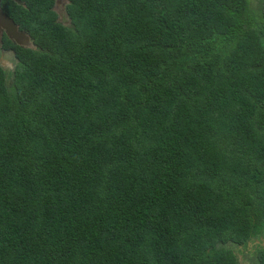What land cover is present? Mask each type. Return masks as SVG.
I'll use <instances>...</instances> for the list:
<instances>
[{"label":"trees","instance_id":"obj_1","mask_svg":"<svg viewBox=\"0 0 264 264\" xmlns=\"http://www.w3.org/2000/svg\"><path fill=\"white\" fill-rule=\"evenodd\" d=\"M24 1L0 264H264V0Z\"/></svg>","mask_w":264,"mask_h":264},{"label":"flooded vegetation","instance_id":"obj_2","mask_svg":"<svg viewBox=\"0 0 264 264\" xmlns=\"http://www.w3.org/2000/svg\"><path fill=\"white\" fill-rule=\"evenodd\" d=\"M69 0H53L50 11L56 15L57 23H61L64 26L68 25V14L67 7ZM17 7L30 10L29 4L24 0H0V12L9 18L18 28L20 33H24L25 40L28 39L26 46H19L14 41H10L6 35L3 27L0 23V66L2 69L7 70L6 72H12L14 70L13 59L17 56H25L26 51L30 49H36V45H32L30 41V34L26 29L22 27L19 22V18H15L10 13H12ZM32 39V38H31ZM19 60V59H17ZM20 61V60H19Z\"/></svg>","mask_w":264,"mask_h":264},{"label":"water","instance_id":"obj_3","mask_svg":"<svg viewBox=\"0 0 264 264\" xmlns=\"http://www.w3.org/2000/svg\"><path fill=\"white\" fill-rule=\"evenodd\" d=\"M0 23H1V26L3 27V29L5 31L6 37L10 41H14V43H16L19 46H26V44L29 40L24 39V38H26L25 34L20 33L18 31L17 26L11 20H9L8 17L3 15L1 12H0Z\"/></svg>","mask_w":264,"mask_h":264},{"label":"clouds","instance_id":"obj_4","mask_svg":"<svg viewBox=\"0 0 264 264\" xmlns=\"http://www.w3.org/2000/svg\"><path fill=\"white\" fill-rule=\"evenodd\" d=\"M30 41H31V44L32 45H35V42L33 41V39H31V37H30ZM18 57V59L20 60V58H22V56H17ZM19 60H17V58L15 57L14 59H13V61H14V65H16L17 63H18V61ZM11 75V74H10ZM9 75V76H10Z\"/></svg>","mask_w":264,"mask_h":264},{"label":"rangeland","instance_id":"obj_5","mask_svg":"<svg viewBox=\"0 0 264 264\" xmlns=\"http://www.w3.org/2000/svg\"><path fill=\"white\" fill-rule=\"evenodd\" d=\"M235 253H236V252H235ZM239 260H240V264H242L243 261H242V257H241V256H239ZM243 264H245V262H244Z\"/></svg>","mask_w":264,"mask_h":264}]
</instances>
